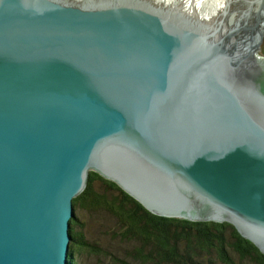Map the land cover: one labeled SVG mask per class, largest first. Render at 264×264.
Instances as JSON below:
<instances>
[{
    "label": "water",
    "instance_id": "water-1",
    "mask_svg": "<svg viewBox=\"0 0 264 264\" xmlns=\"http://www.w3.org/2000/svg\"><path fill=\"white\" fill-rule=\"evenodd\" d=\"M202 6L0 0V264L69 263L92 170L264 252V57Z\"/></svg>",
    "mask_w": 264,
    "mask_h": 264
},
{
    "label": "trees",
    "instance_id": "trees-1",
    "mask_svg": "<svg viewBox=\"0 0 264 264\" xmlns=\"http://www.w3.org/2000/svg\"><path fill=\"white\" fill-rule=\"evenodd\" d=\"M73 203L76 219L71 220L70 227L74 236L70 264H76V254L98 253L85 223H97L94 215L99 213L107 214L111 220L107 226L109 237L128 247L124 254L123 247L114 256L119 261L115 260V264H128V259L142 264H264V252L232 223L159 215L117 182L94 170ZM80 212L90 214L86 222Z\"/></svg>",
    "mask_w": 264,
    "mask_h": 264
},
{
    "label": "bare ground",
    "instance_id": "bare-ground-1",
    "mask_svg": "<svg viewBox=\"0 0 264 264\" xmlns=\"http://www.w3.org/2000/svg\"><path fill=\"white\" fill-rule=\"evenodd\" d=\"M197 1L200 6L204 4L200 9L205 10L203 15L208 20H215V12L223 7L216 12L213 30L221 38H228L231 33L230 42L236 44L239 39L238 51L261 64L254 52L264 38V0Z\"/></svg>",
    "mask_w": 264,
    "mask_h": 264
},
{
    "label": "rangeland",
    "instance_id": "rangeland-1",
    "mask_svg": "<svg viewBox=\"0 0 264 264\" xmlns=\"http://www.w3.org/2000/svg\"><path fill=\"white\" fill-rule=\"evenodd\" d=\"M259 45L260 46L258 47L255 46L256 48H259V49L258 50L256 49L254 54L256 57H258L261 60V63H262L263 57H264V38L261 40V43ZM99 188L101 189L102 186L99 185ZM84 213L85 214H82L80 212V216L82 218V221L86 222L89 219L90 214L88 212H84ZM100 214H102L104 217L101 216ZM94 218H95V222L97 223L94 224L93 222L92 223L87 222L85 223V227L88 226L87 229L90 230L89 239L97 244V249L99 251L98 253H95L94 255L76 254L75 255L76 264H115V260L118 263L119 261L114 256L115 255L117 256L118 252L120 251V249H123V247H124V251L122 252V254H124L128 247L126 245H120L117 241L111 239L109 235L107 234V229H108L107 226L110 227V223H111V220L108 219L107 214L105 213L95 214ZM75 219H76V216L73 220ZM181 219H188V218H181ZM188 220H193V219H188ZM194 221H201V220H194ZM78 229H80V227H78ZM72 240H74V236H72L71 234V241ZM71 241H70V244H71ZM70 257H72V253L70 252V249H69V256H68L69 263L68 264H70V259H69ZM128 264H142V263L138 260L128 259Z\"/></svg>",
    "mask_w": 264,
    "mask_h": 264
}]
</instances>
